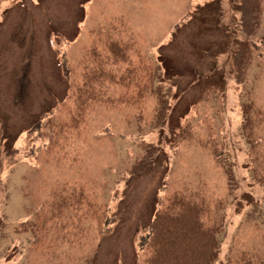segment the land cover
Returning <instances> with one entry per match:
<instances>
[{"label": "rangeland", "instance_id": "rangeland-1", "mask_svg": "<svg viewBox=\"0 0 264 264\" xmlns=\"http://www.w3.org/2000/svg\"><path fill=\"white\" fill-rule=\"evenodd\" d=\"M99 62L121 82L86 80ZM249 101L264 112V0H0V264L141 263L138 234L174 193L224 215L212 264L264 260V118L251 150Z\"/></svg>", "mask_w": 264, "mask_h": 264}, {"label": "trees", "instance_id": "trees-1", "mask_svg": "<svg viewBox=\"0 0 264 264\" xmlns=\"http://www.w3.org/2000/svg\"><path fill=\"white\" fill-rule=\"evenodd\" d=\"M181 22L176 24V27ZM110 40L109 42V57H114V62L128 60L125 51L126 43ZM56 55L59 62L60 73L66 79L68 87H72L71 68L68 64L66 51L56 48ZM113 60V59H112ZM107 62H99L97 66H93L90 75H87L86 80H99L96 84L99 89L104 88L108 83H120L121 80L113 76L107 71L104 66ZM103 66V67H102ZM109 81L104 82L105 77ZM110 77V78H109ZM70 78V79H69ZM153 79V75L150 77ZM69 79V80H68ZM90 87H85L88 90L86 95H89L95 85L89 83ZM92 87V88H91ZM158 91L159 88H158ZM86 99V97H85ZM110 100V99H109ZM80 108L83 107L85 101L78 99ZM84 101V102H83ZM242 119H241V135L248 142L249 149H253L261 143V139L254 135L257 115L264 118L258 107L249 102L242 103ZM47 111L43 113L46 115ZM49 113L53 114L51 110ZM41 115L36 119L35 124L42 127L47 124V118L43 120ZM80 110H78V121L80 120ZM54 124L51 126L57 125ZM29 131L35 134L34 127ZM260 136V133L258 134ZM202 145L213 147L210 140L201 142ZM219 159L218 152H215ZM160 194H157L153 214L149 222L145 225L143 231H140L137 237V247L139 250L148 249L150 254L145 261L135 264H212L218 254V234L223 230L224 215L214 216L207 203L202 200H196L194 197L183 193H174L167 197L164 201ZM212 220L211 223L207 222ZM109 223V222H108ZM108 229V228H107ZM143 232V233H142ZM239 256V257H238ZM238 256L228 257L224 264H264V260L254 253L244 252Z\"/></svg>", "mask_w": 264, "mask_h": 264}]
</instances>
